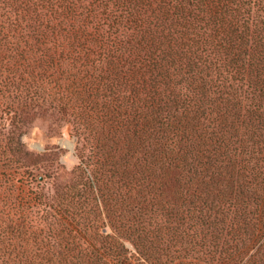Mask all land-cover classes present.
I'll return each mask as SVG.
<instances>
[{
  "label": "trees",
  "instance_id": "obj_1",
  "mask_svg": "<svg viewBox=\"0 0 264 264\" xmlns=\"http://www.w3.org/2000/svg\"><path fill=\"white\" fill-rule=\"evenodd\" d=\"M0 264H264V0H0Z\"/></svg>",
  "mask_w": 264,
  "mask_h": 264
},
{
  "label": "rangeland",
  "instance_id": "obj_2",
  "mask_svg": "<svg viewBox=\"0 0 264 264\" xmlns=\"http://www.w3.org/2000/svg\"><path fill=\"white\" fill-rule=\"evenodd\" d=\"M22 141L28 150L45 153L47 159H52L43 163V169L33 171L37 180L43 179L47 188L51 189V186L48 184L49 180H44V177L48 174L53 177L61 172L67 175L74 171L79 163L77 149L81 150V144L69 125H65L61 129L54 127L47 129L36 124L22 136ZM83 152L86 153V151Z\"/></svg>",
  "mask_w": 264,
  "mask_h": 264
}]
</instances>
